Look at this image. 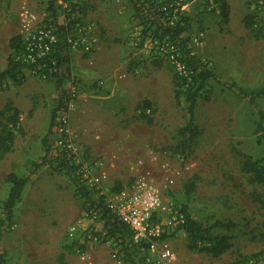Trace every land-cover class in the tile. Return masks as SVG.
Listing matches in <instances>:
<instances>
[{
    "label": "rangeland",
    "instance_id": "obj_1",
    "mask_svg": "<svg viewBox=\"0 0 264 264\" xmlns=\"http://www.w3.org/2000/svg\"><path fill=\"white\" fill-rule=\"evenodd\" d=\"M228 1L227 24L219 0L179 3L187 18L183 37L215 75L198 99L196 125L202 135L192 142L180 134L189 121L183 76L167 58L161 61L148 52L150 48H137L142 28L131 3L69 0L75 13L72 20L93 25L98 43L90 55L68 52L72 75L62 88L53 72L41 66L25 70L20 83L0 86V132L9 123L8 104L20 111L21 126L11 152L0 160V221L5 220L3 205L11 188L7 176H29L33 165L45 156L43 140L48 136L50 151L68 150L76 171L102 164L109 172L110 191L128 185L146 169L154 170L159 182L179 171L175 185L165 189L167 199L205 226L217 222L235 225L231 230L214 229L216 235L231 237L233 245L218 259L190 251L185 232L168 233L164 242L172 249L173 264H230L238 260L264 264V207L251 198L261 189L250 186L241 171L246 158L263 157L264 145L257 143V110L238 94L240 89H264V8L254 9V0ZM24 9L37 16L35 30L50 25L46 0H0L1 71L6 70L10 58H23L24 49L12 51L9 42L20 37L25 47ZM58 16L62 25L63 7L59 4ZM246 16H254L251 30L245 26ZM201 34L200 44H194ZM231 85L236 89H229ZM72 90L73 106L66 103L65 113L49 132L52 111L63 92L71 100ZM256 103L264 112V98ZM148 105L151 125L139 119ZM64 115L68 124L61 133L59 121ZM140 162L139 170L132 171ZM194 179L196 189L188 197L186 188ZM91 196L96 204L100 202L95 193ZM91 208L66 171L56 163L40 167L30 176L12 220L1 227L5 264H118L113 258L118 250L104 223L90 219ZM74 224L103 236L99 244L83 247L90 256L88 261L76 253L80 241L73 246L68 236ZM157 257L158 252L149 249L139 254V258L150 260L148 264L155 263Z\"/></svg>",
    "mask_w": 264,
    "mask_h": 264
},
{
    "label": "trees",
    "instance_id": "obj_2",
    "mask_svg": "<svg viewBox=\"0 0 264 264\" xmlns=\"http://www.w3.org/2000/svg\"><path fill=\"white\" fill-rule=\"evenodd\" d=\"M48 11L50 13V24L55 25L60 30L59 43L55 46L51 60H42L36 64L29 65L22 60L10 58L6 70H0V86L8 82L20 83L21 77L25 70H32L37 66L43 67L46 72L51 69H56L58 72L53 73L56 76L57 83L60 88L68 81H71V70L69 65L71 57L69 56V48L65 38V32L58 22V4L60 0H46ZM131 3L135 17L140 21L141 34L137 39V48L139 50H148L149 53L154 54L156 59L163 61L168 59L169 47L174 46L179 54V59L185 63L190 75L188 78L181 79L183 85H186L184 95L186 102L189 105V121L184 128L180 130L183 137L188 136L187 140L196 141L201 135V129L196 125V108L199 97L202 95L206 86L211 79H215L213 71L208 64L198 59L189 45V41L183 37L186 28L183 26L187 22V18L183 14L179 16L172 24V11L175 8H180L178 4L180 0H128ZM221 5V13L224 23H229L230 7L227 0H219ZM244 23L247 29H252L254 26V16H246ZM62 31V32H61ZM169 47H168V46ZM9 47L12 51H20L24 49V45L20 37H14L9 42ZM170 56V54H169ZM53 62L56 66H53ZM138 64L132 65V69L136 68ZM182 77V76H181ZM183 80V81H182ZM229 89H236V85L228 86ZM238 94L241 98L248 99L249 103L257 110L259 122L257 125V133L259 134L257 143L264 145V112L259 109L256 103L257 99L264 98V89L259 91H246L240 89ZM67 93L63 92L58 106L52 111L49 132H51L56 124L57 118L66 111V103L68 102ZM148 106L143 107V112L139 119L153 124V118L146 114ZM6 111L9 114V123L2 127L0 132V160L9 152H11L14 141L20 133V111L12 104H8ZM45 148V156L41 162L34 164L29 176L19 177L15 174H10L6 178V182L11 186L10 192L6 202L3 205L5 211V220L0 221V230L5 222H10L13 218L14 210L20 202L23 191L27 186L30 176L33 175L37 169L48 164L56 163L57 166L66 171L72 180L76 191L87 200L91 207L97 204L93 201L91 192L88 191L76 175L74 162L62 156L61 152L50 151L48 145V136L43 140ZM61 155V156H60ZM241 171L247 176V183L250 186L258 187L261 193L254 192L251 195L252 201L262 208L264 207V155L262 158L252 160L246 158L242 163ZM121 185L116 188L120 191ZM195 179L188 184L186 188V195L189 197L195 192ZM102 211L101 221L104 223V230L110 240L115 244L121 259L128 264H146L145 260L139 258V254L148 249L146 244L136 245L133 243L131 231L117 220L107 209L102 205V201L98 203ZM185 212V211H184ZM186 223L179 227L178 231H183L188 235L189 244L188 249L193 252L206 253L213 258H220L229 252L233 245L232 239L225 235H216L213 233L214 229L222 228L231 230L235 227L233 223L217 222L212 226H205L203 223L193 219L187 212ZM72 245H75L73 241ZM0 264H5L4 254L0 250ZM230 264H250L249 260H238Z\"/></svg>",
    "mask_w": 264,
    "mask_h": 264
},
{
    "label": "built area",
    "instance_id": "obj_3",
    "mask_svg": "<svg viewBox=\"0 0 264 264\" xmlns=\"http://www.w3.org/2000/svg\"><path fill=\"white\" fill-rule=\"evenodd\" d=\"M68 1H59V5L63 7L64 20V23L62 25L59 24V26H62L65 32L69 51L90 55L94 52L98 43L96 29L91 24H83L77 20L74 22L72 19L75 13ZM216 1L210 0L211 3H216ZM254 5V9L264 8V0H254ZM182 11V7L181 9L175 8L172 11V24L182 15ZM68 16H71V18H68ZM21 19L24 34L26 33L27 36L22 55L23 58L19 60L29 65L36 64L42 60H51L54 48L59 43V28L50 24L35 30L38 18L28 9L23 10ZM202 37L203 34L195 38L193 40L194 44L199 45ZM169 49L168 60L175 66L181 76L188 78L190 71L186 64L180 61L176 48L170 46ZM53 66H56L55 62H53ZM50 72L56 73L58 71L51 69ZM74 94L75 90H72L69 97L71 100H68L70 101L68 103L70 107L73 106L72 100L75 96ZM59 124V131L64 133V127L68 124L66 115L62 116ZM60 143L61 145L64 144L62 141ZM60 150L63 157L72 159L68 154V150L63 148H60ZM139 165H141V162L138 164V167H133L132 171L137 172ZM76 175L84 188L99 196L103 207L131 231L134 244H146L152 253L158 252L157 260L153 264H173V252L170 246L164 242V237L172 231H177L179 227L186 223L187 218L186 213L181 208L167 199L165 189L175 185L176 179L180 175L179 171L170 177H165L163 179L164 182H159L154 170H143L141 173L135 175L134 180L120 191L109 190V172L102 164H95L94 167L79 168L76 171ZM98 203L90 209L88 214L92 222L99 221L102 217V211L98 207ZM68 236L72 241H80V246H76L75 250L82 261L90 259L88 252L84 251L83 247L89 248L95 246L103 238L98 231L85 229L80 224H74L69 229ZM113 258L118 264H123L118 251L113 255ZM145 263L151 262L150 260H146Z\"/></svg>",
    "mask_w": 264,
    "mask_h": 264
},
{
    "label": "crops",
    "instance_id": "obj_4",
    "mask_svg": "<svg viewBox=\"0 0 264 264\" xmlns=\"http://www.w3.org/2000/svg\"><path fill=\"white\" fill-rule=\"evenodd\" d=\"M228 4H229V1L227 0ZM231 6V4H229V7ZM231 24V23H230Z\"/></svg>",
    "mask_w": 264,
    "mask_h": 264
}]
</instances>
